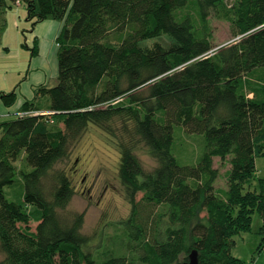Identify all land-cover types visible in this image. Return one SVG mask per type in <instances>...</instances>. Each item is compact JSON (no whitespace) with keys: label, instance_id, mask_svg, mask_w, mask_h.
Wrapping results in <instances>:
<instances>
[{"label":"trees","instance_id":"obj_1","mask_svg":"<svg viewBox=\"0 0 264 264\" xmlns=\"http://www.w3.org/2000/svg\"><path fill=\"white\" fill-rule=\"evenodd\" d=\"M19 1L32 26H62L55 84L0 120V264H183L192 251L200 264H245L232 237L253 212L264 239V0ZM210 15L233 40L213 45ZM14 101L0 92L1 105ZM89 124L116 145L130 205L124 241L113 235L102 253L86 249L83 212L63 214L75 191L60 165ZM182 134L198 139L193 159ZM213 157L227 158L224 188ZM140 202L162 206L150 235Z\"/></svg>","mask_w":264,"mask_h":264},{"label":"rangeland","instance_id":"obj_2","mask_svg":"<svg viewBox=\"0 0 264 264\" xmlns=\"http://www.w3.org/2000/svg\"><path fill=\"white\" fill-rule=\"evenodd\" d=\"M7 10L6 25L0 29V40L8 46V51L4 52L6 55L0 53V92L15 90L17 94L22 83L26 78L28 79L27 76L31 71V58L38 54L40 57H43L42 54L46 56L45 58L52 57L49 44H52L56 51V38L50 41L49 26L46 22H44L42 33H38L39 36L34 35L35 24L32 26L31 21L26 18L25 10L24 15L21 14L23 7L17 10L13 5ZM45 21L61 22L51 17H47ZM210 24L214 46L234 39L228 21L210 15ZM162 37L164 36L144 40L141 45L149 46L154 41H160ZM162 40L167 42V38ZM51 75L52 73L48 76V86H53L56 82L55 77ZM29 79L31 80V77ZM194 136H198L200 140L202 138L200 134H194ZM181 137L183 143L188 144L187 158L193 159L198 150V139L185 134ZM174 154L180 163L184 162L177 152ZM136 155L145 170H151L155 166L154 160L145 153L142 146L136 149ZM118 159V149L109 135L89 124L72 148L68 160L60 165L67 172L75 191L63 214L83 212V224L80 231L90 240L86 249H95L99 253L108 248L113 235L118 236L119 242L124 241L120 237L123 234V224L119 222L130 214V205L123 197L117 177ZM261 161L262 159L258 157L257 164L260 166ZM212 166L217 169L218 173L214 186L224 188V172L229 168L227 158L221 160L213 157ZM257 172L260 173V170ZM140 196L141 193H137L136 200H139ZM136 208L138 222L150 235L156 211L162 206L140 202ZM203 215V211L199 213V217ZM251 219L249 230L239 232L232 237L234 243L231 246V254L242 259L245 264H264V239L259 232L261 219L257 212L252 213ZM35 224V222H30L31 229ZM2 257L0 253V259Z\"/></svg>","mask_w":264,"mask_h":264},{"label":"crops","instance_id":"obj_3","mask_svg":"<svg viewBox=\"0 0 264 264\" xmlns=\"http://www.w3.org/2000/svg\"><path fill=\"white\" fill-rule=\"evenodd\" d=\"M16 6L17 10H20L21 7H23V10L21 14L24 15L25 5L21 1H15V2H8V0H0V29H3L6 25V14L8 13L7 9H10L12 6ZM23 5V6H22ZM46 19H43L39 22H37L33 28L34 35L39 36L38 33H42V29L44 28L45 24L47 23L49 26V33H50V41L52 38H56L61 26V22H54V21H45ZM1 33V32H0ZM56 51L55 47L52 44H49V52L52 54V57H47L44 54H42L43 57H40V54L38 56H35L31 58V71L28 74V79L26 78L25 81L22 83L20 87V91L17 92L14 90L16 94L15 101L10 106H3L0 104V120H4L6 118H9L13 116L15 112H17L22 103L26 100H35L34 99V88L37 86L45 85L48 86V76L50 73H52V77L56 79L57 74V65H56V57L55 53H57V44L55 41ZM5 49V50H4ZM8 51V46L3 43V41L0 40V53L3 55H6L4 52ZM40 52V49H39ZM55 52V53H54ZM31 77V80L29 79Z\"/></svg>","mask_w":264,"mask_h":264},{"label":"water","instance_id":"obj_4","mask_svg":"<svg viewBox=\"0 0 264 264\" xmlns=\"http://www.w3.org/2000/svg\"><path fill=\"white\" fill-rule=\"evenodd\" d=\"M183 264H200L197 260L196 253L192 251L188 254V260Z\"/></svg>","mask_w":264,"mask_h":264},{"label":"built area","instance_id":"obj_5","mask_svg":"<svg viewBox=\"0 0 264 264\" xmlns=\"http://www.w3.org/2000/svg\"><path fill=\"white\" fill-rule=\"evenodd\" d=\"M20 114V113H19ZM21 115V114H20Z\"/></svg>","mask_w":264,"mask_h":264}]
</instances>
